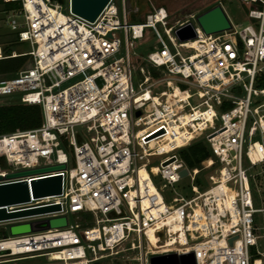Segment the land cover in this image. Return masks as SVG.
Masks as SVG:
<instances>
[{"label":"built area","instance_id":"2783aa9c","mask_svg":"<svg viewBox=\"0 0 264 264\" xmlns=\"http://www.w3.org/2000/svg\"><path fill=\"white\" fill-rule=\"evenodd\" d=\"M240 1L250 4L246 26L228 19L229 30L205 35L194 16L171 23L161 6L129 23L141 14L139 0H109L93 22L73 14L70 0L67 15L55 0H0L16 4L2 12L5 24L30 49L5 56L0 47V60L28 57L24 69L0 78V97L17 95L42 112L38 128L0 135L9 166L0 186L62 178L60 195L29 193L0 207H59L0 221V264H96L125 253L135 264L169 254H192L195 264H264V227L258 234L254 221L264 213V0ZM187 23L196 37L181 42L175 30ZM151 39L156 46L136 53L135 43ZM197 143L208 158L188 167L180 153ZM152 157L163 158L150 167ZM185 178L189 189H175ZM59 217L65 227L9 233Z\"/></svg>","mask_w":264,"mask_h":264},{"label":"water","instance_id":"95a60500","mask_svg":"<svg viewBox=\"0 0 264 264\" xmlns=\"http://www.w3.org/2000/svg\"><path fill=\"white\" fill-rule=\"evenodd\" d=\"M59 4H63V0H55ZM109 0H70V10L73 14L93 22ZM195 22L205 35L229 30L231 25L220 5H216L209 10L203 12L195 18ZM175 35L179 41L184 42L196 37L195 31L191 23H187L177 30ZM139 115V112L136 114ZM166 165V164H163ZM65 165H52L31 170L14 172L6 175V179L21 178L27 176L40 175L64 170ZM185 175V171L182 172ZM2 177L0 176V180ZM61 176H51L43 179H37L26 182H19L0 186V207L10 204L23 203L29 200V193L33 198L54 196L61 194ZM59 210L58 206L43 208L32 212L8 214L4 209H0V221L14 219L20 216L32 213L41 214ZM66 218H52L39 223H24L13 225L9 228L11 235H22L30 232L42 231L46 229H58L66 226ZM150 264H195L192 254L187 256H177L175 254L155 256L150 259Z\"/></svg>","mask_w":264,"mask_h":264},{"label":"rangeland","instance_id":"374dc122","mask_svg":"<svg viewBox=\"0 0 264 264\" xmlns=\"http://www.w3.org/2000/svg\"><path fill=\"white\" fill-rule=\"evenodd\" d=\"M120 0H113V3L115 6H119ZM139 0V3L136 5L141 8V14L138 16L135 20L130 21L129 23H138L140 20L144 19V15L147 13V11L150 10L152 6L154 7H164L165 10L168 13L169 20L171 23H174L176 21H182L187 19L189 16H194L195 18L202 14L203 12L209 10L210 8L220 5L227 18L230 20L232 26L235 29H240L244 26H246L249 22L247 18L248 10L250 8L249 2H243L240 0ZM135 6V4H133ZM4 8V5L0 4V47H6L8 45V41L13 38V34L8 29L7 25L5 24L4 14L2 13ZM144 12V13H143ZM61 13L64 15H67L66 10V0H63ZM192 24L195 23L193 19L189 20ZM135 51L136 53H140L143 56L148 53L153 46H156V43L153 39L148 40L144 42L143 44L135 43ZM29 46L27 43H17V46L14 48V51L16 53H22V52H28ZM182 54H185L182 52ZM27 63H25L26 65ZM25 65L21 68L24 69ZM20 69V70H21ZM14 75H2L0 78H8ZM139 78L136 76L134 77V84L136 86V82ZM164 90L165 88L163 86L159 87V90ZM259 102H263L262 99H259ZM18 103V96L17 95H11L7 97H0V106L2 105H11ZM192 104H196L197 101L195 99L191 100ZM76 131H80V128H76ZM255 140H259L258 137L255 138ZM163 157H152L149 158V166L150 167H156L158 166V162ZM42 164H48L51 161H48L46 159L41 160ZM9 166L5 165L3 160L0 159V169H8ZM254 172V171H253ZM204 173V172H203ZM202 173V174H203ZM157 181V182H156ZM155 181L156 183H162L159 179ZM158 187V186H157ZM184 188L189 189L190 187V181L189 178H185L182 180L179 184L175 186V189L177 188ZM164 196L168 194L167 191H164L162 193ZM254 208L255 209H261L263 208V204L258 199H254ZM254 221H255V227L259 229L258 234H262V227H264V213H256L254 215ZM131 256L128 253L121 254L120 256L110 257L107 259H104L96 264H135L134 262L130 261ZM10 264H48L46 262L45 258H33V259H26L22 261H18L15 263Z\"/></svg>","mask_w":264,"mask_h":264},{"label":"trees","instance_id":"16d2710c","mask_svg":"<svg viewBox=\"0 0 264 264\" xmlns=\"http://www.w3.org/2000/svg\"><path fill=\"white\" fill-rule=\"evenodd\" d=\"M0 4H2L0 2ZM3 5V4H2ZM16 7L15 3L6 4L2 11ZM6 47L1 48L5 56H9L17 46L16 37L9 40ZM28 57H16L0 60V76L15 75L27 62ZM42 123L41 108L37 105L16 104L0 106V135L15 131H26L38 128ZM181 157L188 167L198 165L208 158V152L201 143L193 144L181 151Z\"/></svg>","mask_w":264,"mask_h":264},{"label":"bare ground","instance_id":"6f19581e","mask_svg":"<svg viewBox=\"0 0 264 264\" xmlns=\"http://www.w3.org/2000/svg\"><path fill=\"white\" fill-rule=\"evenodd\" d=\"M51 13L53 14V12L51 11ZM141 175L143 176V177H145L146 176V174L144 173V172H141Z\"/></svg>","mask_w":264,"mask_h":264}]
</instances>
